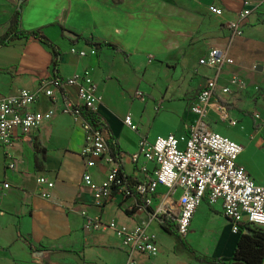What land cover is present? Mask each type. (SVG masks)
I'll list each match as a JSON object with an SVG mask.
<instances>
[{
  "label": "crops",
  "instance_id": "obj_1",
  "mask_svg": "<svg viewBox=\"0 0 264 264\" xmlns=\"http://www.w3.org/2000/svg\"><path fill=\"white\" fill-rule=\"evenodd\" d=\"M243 2L0 0V36L19 10L20 27L41 31L58 53L54 67L51 50L35 39L19 37L0 47V97L19 89L34 92L42 80L66 79L89 70L100 97L96 114L102 126L116 141L119 153H131L141 135L152 138L186 132L184 126L196 118L190 105L206 80L215 74L214 69L198 61L211 48H218L233 64L221 67L205 118L207 127L228 132L217 123L221 120L218 103L225 106L228 118L224 120L230 127L236 125L240 112L249 113L257 126L249 135L252 151L246 155L248 148L244 146L238 162L256 183L264 184V173L257 170L255 160L264 156V123L253 118L257 114L264 120V0H250L247 5ZM210 5L222 12L212 13ZM243 9L250 13L240 21L242 34L230 41L227 22ZM71 48L86 54L78 56ZM233 76L245 80L247 87L223 94L222 86ZM66 90L67 96L76 100V87ZM52 106L56 113L37 130L24 133L17 129L10 145L0 144V181L9 185L0 197V264H125L127 249L110 229L105 225L95 232L83 229L79 214L82 209L89 214L101 212L106 223L114 220L133 227L149 221L148 231L156 237L158 252L150 257L134 253L143 264H209L199 262L195 255L220 260L231 257L239 233L232 231L230 221L221 214L220 203L209 204L202 199L183 237L178 236L170 218H150L166 194L163 186L157 187L146 209L141 208L137 196L124 197L119 191H114L101 209L95 208L91 189L82 180L83 119L61 113L59 97L53 105L40 95L30 108L44 111ZM127 114L137 132L124 125ZM229 118L236 121L235 125L229 123ZM163 122L169 127L155 130V125ZM9 160L15 162L13 170L6 168ZM120 162L128 180L141 178L127 158ZM114 165L106 155L98 157L88 170L93 182L103 181ZM39 175L53 181V187L39 185ZM42 192L49 196H42ZM176 193L180 194V189L175 190L172 199L177 198ZM169 224L174 227L171 232L163 227Z\"/></svg>",
  "mask_w": 264,
  "mask_h": 264
},
{
  "label": "built area",
  "instance_id": "obj_2",
  "mask_svg": "<svg viewBox=\"0 0 264 264\" xmlns=\"http://www.w3.org/2000/svg\"><path fill=\"white\" fill-rule=\"evenodd\" d=\"M249 2L250 0H244L243 3L247 5ZM209 10L215 14L222 12L214 5H210ZM249 13V9H243L234 19L227 22L230 41L242 34L240 21ZM70 51L81 57L86 54L84 50L75 48H71ZM90 53H94V50L91 49ZM198 62L214 69L215 74L206 80L195 101L191 103L190 111L196 118L193 123L184 126L186 132L180 135L174 133L155 135L152 138L141 135L135 151L118 154L119 160L127 158L135 171L142 175L139 180L125 179L116 164L100 183H94L91 178L88 170L95 166L98 157L106 155L110 162H114V159L107 154V131L96 128L81 115V108L96 113L100 102L89 70L66 79L53 77L42 80L34 92L19 89L14 94L0 97V144L10 145L12 135L17 129L24 133L37 130L43 122L54 116L57 111L54 106L44 111L31 110L30 107L40 95L45 96L53 105L59 97L61 113H69L83 119L84 145L81 155L85 162V171L82 180L91 189L92 204L95 208L101 209L112 193L119 191L124 197L139 196L142 200L141 208L146 209L151 206L157 187L163 186L166 194L151 211L150 218H156L158 215L170 218L180 237L186 235L193 214L202 199H206L209 204L220 203L221 214L230 221L233 232H238L241 225L264 229V184L256 183L238 162L244 147L229 137L208 129L205 120L211 98L217 88V77L221 67L233 64V60L221 49L211 48ZM71 86L77 89L76 100H72L65 93ZM246 87L245 80L233 76L222 86L221 92L226 94L231 89ZM138 95L141 97V93ZM216 108L222 120L228 118L224 105L218 103ZM253 118L264 123L257 114H254ZM228 121L231 125L236 123L230 118ZM123 123L130 130L138 131L129 114L124 116ZM149 164L153 165L151 169L148 168ZM6 168L13 170L15 162L9 160ZM36 182L47 189L54 185L53 181L44 175H39ZM8 186L7 182L0 181V197L4 195ZM176 189H180V194L176 199H172ZM41 195L49 196L48 192H42ZM79 214L83 218L82 226L85 231L95 232L105 225L114 233L127 249L125 264H143L134 258V253L150 257L158 252L156 237L148 231L149 221L143 220L129 227L114 220L106 223L101 212L89 214L82 209Z\"/></svg>",
  "mask_w": 264,
  "mask_h": 264
},
{
  "label": "trees",
  "instance_id": "obj_3",
  "mask_svg": "<svg viewBox=\"0 0 264 264\" xmlns=\"http://www.w3.org/2000/svg\"><path fill=\"white\" fill-rule=\"evenodd\" d=\"M25 38V39H35L43 46L51 50L54 55L53 65L56 67L58 63V53L54 49V44L41 32L38 30L28 31L23 30L20 27V11L18 10L15 13V17L11 21L10 26L6 32L0 36V47L9 44L15 38ZM82 117L87 120L90 124L94 125L98 129H104L102 122L100 121L99 116L86 109L81 108ZM255 129L256 125L253 126ZM107 144L109 147V153L114 159V163L119 167V171L122 174L123 166L120 160L118 159V146L115 140L107 137ZM124 178V176H123ZM128 180V178L125 177ZM138 202H142L141 198L137 196ZM166 223V218H163ZM167 231H173L174 227L172 224H169L167 227L163 226ZM238 239L234 251L231 254V257L228 260L212 259L195 255V258L199 262H205L209 264H264V229L251 227L248 225H241L238 229ZM22 236V235H21ZM24 237V236H22ZM26 242L31 246V242L26 239Z\"/></svg>",
  "mask_w": 264,
  "mask_h": 264
},
{
  "label": "rangeland",
  "instance_id": "obj_4",
  "mask_svg": "<svg viewBox=\"0 0 264 264\" xmlns=\"http://www.w3.org/2000/svg\"><path fill=\"white\" fill-rule=\"evenodd\" d=\"M139 114H140V111L137 110L136 116H139ZM236 120H237V123L233 127L228 126L225 120H222V119L221 120L219 119L217 123L219 126H221L220 127L221 130L228 131L227 132L228 135L223 134L221 132L224 136H227L235 140L239 144H241L243 147L245 146L246 148H248V150L246 151V155H251L252 150H251V147L249 146L250 145L249 135L252 133V130L254 131L253 125H255L256 123L254 122V120H252V117L250 116L249 113L243 114L240 112L239 116L236 117ZM147 127L150 129V123L147 125ZM168 127L169 125L163 122V123H160L158 126L155 125L154 128L155 130L161 131L162 129H166ZM259 157H260L259 159L255 158V160L258 162L256 168L257 170L259 169L261 172L264 173V156L260 155ZM178 195L179 193H176L177 197Z\"/></svg>",
  "mask_w": 264,
  "mask_h": 264
},
{
  "label": "water",
  "instance_id": "obj_5",
  "mask_svg": "<svg viewBox=\"0 0 264 264\" xmlns=\"http://www.w3.org/2000/svg\"><path fill=\"white\" fill-rule=\"evenodd\" d=\"M256 69H257V70H260V67H257ZM36 254L41 255V253H36Z\"/></svg>",
  "mask_w": 264,
  "mask_h": 264
}]
</instances>
